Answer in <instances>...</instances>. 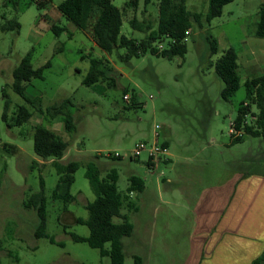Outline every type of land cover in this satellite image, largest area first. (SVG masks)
Here are the masks:
<instances>
[{
    "label": "rangeland",
    "instance_id": "374dc122",
    "mask_svg": "<svg viewBox=\"0 0 264 264\" xmlns=\"http://www.w3.org/2000/svg\"><path fill=\"white\" fill-rule=\"evenodd\" d=\"M47 1L41 6L36 0H0L1 21L17 17L20 22L18 31H0V264H111L110 257H102L99 249L72 237V233H90L87 225L77 223L78 217L88 218L86 204L95 197L86 176L90 162L100 168L102 177L117 168L121 190L127 188L132 173L145 180V189L132 193L139 209L127 205L122 209L135 226L134 233L123 238L124 264H134L136 254L143 257V264H192L198 252L192 239L197 206L204 190L229 181L240 169L264 174V136L243 130L244 139L233 141L231 135V124L246 99V77L264 73V37L255 33L264 0H232L221 15L203 26L195 24L188 34L185 55L168 58L148 52L129 61L118 56V51H125L123 47L106 51L90 30L62 13L58 8L61 0ZM113 1L124 12L123 33L141 38L150 31L133 27L130 18L134 15L151 28L157 26L159 0H140L137 6L131 0ZM187 6L206 12L208 0H187ZM54 23L65 29L56 33ZM209 34L218 39L217 52L210 49ZM167 42L168 38L156 40L164 46ZM229 46L238 52L242 80L237 91L225 99L215 61ZM29 51L34 67L48 60L51 64L45 67L44 78L34 77L28 83L24 97L12 87L13 70ZM92 56L109 58L115 86L108 80L92 85L83 82ZM4 86L11 98L8 119L3 117ZM125 88L131 94L128 100ZM133 91L137 104L132 103ZM66 97L73 102L74 131L65 129L61 116L47 118L32 102L40 98L46 109ZM20 104L27 105L33 115L22 125L11 124ZM252 109L257 108L253 105ZM38 123L68 140L63 161L80 163L71 202L52 197L59 174L52 160L42 159L34 149ZM156 132L158 141H169V153L157 156L150 165L146 150L138 157L132 151L139 141L153 142ZM5 142L16 144L18 150H6ZM115 152L121 156H113ZM165 157L171 160L164 161ZM35 159L42 160L33 168ZM41 173L48 196L47 232L63 245L36 236L37 212L24 204L32 192L40 190Z\"/></svg>",
    "mask_w": 264,
    "mask_h": 264
},
{
    "label": "trees",
    "instance_id": "16d2710c",
    "mask_svg": "<svg viewBox=\"0 0 264 264\" xmlns=\"http://www.w3.org/2000/svg\"><path fill=\"white\" fill-rule=\"evenodd\" d=\"M36 1L41 6L48 2L47 0ZM139 1L131 0L135 6L138 5ZM150 1L145 0L146 3ZM230 1L232 0H208V9L203 12L188 8L187 0H159V16L155 28H151L150 23H146L145 20L138 18L137 15L130 18L133 27L138 29L148 27L146 30L150 29L141 38L129 36L122 32L124 12L113 0H61L58 3V8L79 27L90 30L95 42L106 51L112 53L116 48L123 47L125 51H118V56L123 61H129L134 56L139 57L148 52L168 58H172L175 54L185 55L188 50V34H190L187 33V30L195 24L203 26L205 21L210 22L213 17L221 15L224 5ZM1 16L0 12V31L19 30L20 22L17 17L1 21ZM53 29L56 33H59L65 27L54 23ZM255 33L260 37H264V6L261 8ZM165 38H168L165 46L164 44L161 45L162 43H156L157 39L162 40ZM207 40L211 51L217 52L219 50L217 37L209 34ZM238 58L239 55L236 49L233 46H229L215 61L216 72L224 82L221 95L225 99H229L241 85L242 75L239 71L240 62ZM50 64L51 61L48 60L45 65L34 67L32 51L26 53L13 70V89L26 97L25 92L28 83L34 77L44 78V69ZM112 69L113 66L109 58L92 56L90 58V67L83 82L87 85H92L102 80H108L110 85L115 86V78L110 74ZM244 83L246 86V99L239 105L238 115L234 119L235 125L238 128H243L244 132L251 135L264 136V73L248 75ZM126 92H128L127 88L124 89V94ZM3 95L5 96L3 117L8 119L11 98L7 86L3 88ZM32 102L47 118L54 119L57 116H61L67 131L76 129L75 115L71 109L73 102L69 97L52 103L46 109L42 107L40 98L34 99ZM132 103H138L135 91L132 92ZM253 105L256 106V110L252 109ZM32 115L33 111L27 105L20 104L15 111L14 121L11 124L22 125ZM248 115L254 118L249 120ZM243 135H232L233 141L244 139ZM163 143L168 145L167 141H163ZM68 144V140L64 139L54 128L43 123L35 124L34 149L42 159H51L59 174L52 197L61 199L65 203L71 202L75 198V194L72 192V185L75 181V172L80 165L78 160H70L68 162L62 160ZM3 147L12 152L18 150L16 144L8 142H5ZM113 156L120 157L121 155ZM40 161L35 159L31 164L32 167L34 168ZM148 163L154 164L150 158ZM100 171L96 164L92 162L88 164L86 176L90 180L95 197L86 204L89 210L88 218H77V223L87 225L90 233L88 236L72 233V237L76 241L86 242L91 247L99 249L102 257H110L111 264H124L123 238L131 236L134 233L135 226L130 220L128 213H124L122 209L125 205L131 210L139 209V205L132 197V193L142 192L146 183L141 175L132 173L128 177L129 184L127 188L121 190L118 185L119 172L117 168H112L103 177ZM40 182V190L32 192L26 198L24 204L27 207L34 208L37 212L39 224L36 228V236L38 238L46 237L51 243L63 245L62 242L57 241L53 235L47 232L48 196L45 189V178L42 173ZM115 217L122 218V221L117 222ZM108 244L109 247L107 246ZM134 259V264H143L142 256L136 254ZM263 263L264 250L252 260L251 264Z\"/></svg>",
    "mask_w": 264,
    "mask_h": 264
},
{
    "label": "crops",
    "instance_id": "0c3cea01",
    "mask_svg": "<svg viewBox=\"0 0 264 264\" xmlns=\"http://www.w3.org/2000/svg\"><path fill=\"white\" fill-rule=\"evenodd\" d=\"M197 212L192 264H251L264 250V174L236 171L229 181L204 190Z\"/></svg>",
    "mask_w": 264,
    "mask_h": 264
},
{
    "label": "built area",
    "instance_id": "2783aa9c",
    "mask_svg": "<svg viewBox=\"0 0 264 264\" xmlns=\"http://www.w3.org/2000/svg\"><path fill=\"white\" fill-rule=\"evenodd\" d=\"M187 33H191V28L189 30H187ZM130 97H131V94L129 92H126L124 94V98L126 100L130 99ZM231 126H232V129H231L232 135L243 134V128L236 127L234 120H233V123L231 124ZM158 135H159L158 132H156V139L153 142H149L147 140H142V141L137 142L133 151H132L133 156L138 157V156H140V154L143 151L146 150L149 153V158L155 164V162H156L155 158L157 156L160 155L162 157V155L168 154L169 153V145H165L163 142L158 141ZM114 155H121V154L119 152H115Z\"/></svg>",
    "mask_w": 264,
    "mask_h": 264
}]
</instances>
